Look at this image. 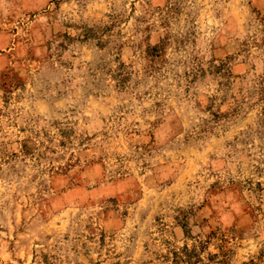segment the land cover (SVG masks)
Instances as JSON below:
<instances>
[{"label":"clouds","instance_id":"1","mask_svg":"<svg viewBox=\"0 0 264 264\" xmlns=\"http://www.w3.org/2000/svg\"><path fill=\"white\" fill-rule=\"evenodd\" d=\"M0 264H264V0H0Z\"/></svg>","mask_w":264,"mask_h":264}]
</instances>
